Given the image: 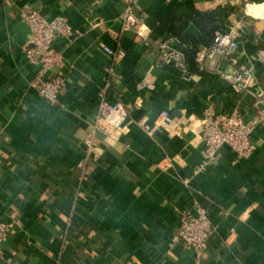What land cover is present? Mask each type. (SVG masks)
Here are the masks:
<instances>
[{"label":"crops","instance_id":"1","mask_svg":"<svg viewBox=\"0 0 264 264\" xmlns=\"http://www.w3.org/2000/svg\"><path fill=\"white\" fill-rule=\"evenodd\" d=\"M242 1L249 11L234 0H140L141 35L122 32V0H0V219L22 222L0 264H195L172 244L180 213L194 204L213 226L201 264H264V0ZM28 8L71 29L54 43L64 65L52 73L65 80L56 104L30 87L38 69L24 55ZM197 12L234 28L238 51L187 82L164 64L158 42L199 36ZM250 64L256 85L236 94L221 74ZM101 94L127 110L119 131L95 130ZM209 108L263 121L251 156L225 146L194 176Z\"/></svg>","mask_w":264,"mask_h":264},{"label":"built area","instance_id":"2","mask_svg":"<svg viewBox=\"0 0 264 264\" xmlns=\"http://www.w3.org/2000/svg\"><path fill=\"white\" fill-rule=\"evenodd\" d=\"M125 10L120 15L121 30L126 32L135 30L142 34V27L136 16V6L140 0H122ZM242 4L249 11V2L234 0ZM20 19L27 26L30 33L29 45L24 50L25 58L37 67V74L31 81L30 87L51 104L58 102L59 96L64 90L65 80L62 76L52 73L53 69L64 65V58L54 48L58 39H69L72 35L67 19L64 17L46 18L35 9H22ZM179 39L174 35H168L158 42L161 59L164 64L172 66L179 71L182 78L189 82L193 78L185 56L178 48ZM106 53L114 58L121 55L116 51L105 47ZM238 51V40L234 28L218 29L214 34L211 46L200 48L195 60L200 70H205L208 63L216 56L224 61L233 62L234 55ZM231 85L236 94L251 92L256 85L255 68L253 64L244 69L221 74ZM127 110L122 103L110 104L101 94V102L95 115V130L112 129L119 131L124 123ZM169 119L168 113L162 115ZM263 121V115H259L247 122L242 112L236 111L230 116L219 115L209 108L204 112L201 121V131L204 146L201 150L203 158L202 166L194 172V176L203 171V165L207 166L217 160L223 147H229L239 158H247L255 152V144L252 134L256 127ZM89 149L93 148L92 139L87 140ZM193 178V177H192ZM192 178L184 177L182 183L190 186ZM178 226L172 237L173 245H181L195 258V264H201L203 254L206 252L210 238L213 234V226L209 212L200 204H194L191 208L182 211L178 218ZM22 228V222L18 219H0V257L3 246L10 236Z\"/></svg>","mask_w":264,"mask_h":264},{"label":"trees","instance_id":"3","mask_svg":"<svg viewBox=\"0 0 264 264\" xmlns=\"http://www.w3.org/2000/svg\"><path fill=\"white\" fill-rule=\"evenodd\" d=\"M193 21L200 28L199 36L183 35L180 37V44L178 48L183 52L187 66L191 73L195 69H199V65L195 60L197 51L202 47H209L214 40L215 31L217 27L213 26V20L203 13H195L192 16Z\"/></svg>","mask_w":264,"mask_h":264}]
</instances>
